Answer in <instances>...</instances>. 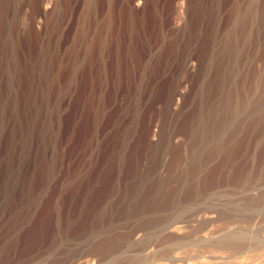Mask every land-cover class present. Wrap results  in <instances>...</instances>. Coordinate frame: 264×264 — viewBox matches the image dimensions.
<instances>
[{"label": "bare ground", "instance_id": "6f19581e", "mask_svg": "<svg viewBox=\"0 0 264 264\" xmlns=\"http://www.w3.org/2000/svg\"><path fill=\"white\" fill-rule=\"evenodd\" d=\"M237 1L186 0V24L176 26L169 18L173 0H84L80 17L101 16L102 24L90 39L81 36L88 41L78 46L75 28L72 38L66 30L77 0L44 8L39 0H29L32 34L26 38L17 29L15 0H0V264L37 249L72 253L82 239L116 223L139 224L131 231L134 240L155 224L159 239L148 245L150 254L165 242L162 238L181 231L176 220L164 216L152 223L142 219L196 199L203 166L221 152L232 131L248 117L264 125V86L257 81L264 61V0L250 1L248 8L256 1L258 8L247 12L245 26L236 25L231 37L228 25ZM38 15L47 20L44 33ZM82 19L80 26L88 22ZM209 63L215 76L206 75ZM191 64L194 71L181 77ZM240 91L245 98L257 92L259 97L247 104L238 100ZM154 103L161 108L156 130L149 118ZM178 140L189 155L176 169L181 195L169 196L161 172ZM248 192L259 201L241 207L235 217L229 214L236 220L223 222L228 225L221 232L229 240L216 241L215 226L205 228L211 232L203 228L202 250L200 236L195 237L201 253L194 254L187 241L193 253L180 247L185 252L173 250L167 264H264V182ZM50 193L47 210L33 223ZM199 217L194 211L186 223L194 226Z\"/></svg>", "mask_w": 264, "mask_h": 264}, {"label": "rangeland", "instance_id": "374dc122", "mask_svg": "<svg viewBox=\"0 0 264 264\" xmlns=\"http://www.w3.org/2000/svg\"><path fill=\"white\" fill-rule=\"evenodd\" d=\"M39 1H40L42 8H44L46 6H49L50 4L54 5V2L56 3L58 0H39ZM78 1L79 0H77V4H76V9H78V10H76V14L73 17V20L71 22V26H68L66 30H69L70 38L77 35L76 39H80V40H77L78 42L76 41V44L78 46H81V44L84 41H88V39H86V40L81 39L82 37H84V38L88 37L90 39L92 37V34L95 32V29L97 30V28H98V31H99V28L101 27L100 25L102 24V18H99V17H101V16H99L96 19H90V21H88L87 19H89V16L84 14L85 18H83V19H85L88 22H85V21L81 22V25L83 24L84 26H80L79 18L82 19L80 16H81V14H83L82 11L84 9H86V7H85V4H83L84 0H80L79 2ZM250 1L251 0H248V1L247 0H238L237 1L238 4H237L236 17L228 25V26H231V28L229 30L231 37L235 36V34H236V31L238 28L236 25L245 26V19H244L245 17L244 16H246L247 12L249 14L250 9H252V8L257 9L261 0H257L259 3L256 1V3L254 4V6L252 8H248V7H251ZM239 2H240V4H239ZM244 4H245V6H244ZM15 7H17V8H15V13H17L15 15V21L17 23V26H19V28H17V29H18L19 33L23 34V35L21 34V36L26 38L29 34L30 35L32 34L31 5L29 4V0H15ZM242 7L244 8V10L246 9L245 11L243 10V13L241 12V10L243 9ZM248 14H247V16H248ZM38 16H37V21L39 22V20H40V22L42 24L39 27V30L42 33H44L46 31V27H47L46 26L47 20L45 19V17L43 15H38ZM186 16H187L186 0H173L172 6L170 8V13H169V18H171L170 19L171 22L172 23L175 22L174 24L176 26H184L186 24V20H187ZM247 16H246V18H247ZM242 17H243V19H242ZM16 19H18V21ZM96 23H98V24H96ZM233 24H235V25H233ZM91 26H93L94 28H92ZM63 27H65V26H63ZM234 27H235V29H234ZM74 28H75V30H74ZM77 29H78V31H77ZM73 32L75 35H73ZM78 32H80V33H78ZM85 33L86 34L88 33V35H86ZM79 34H81V35H79ZM25 35H27V36L25 37ZM80 42H82V43L80 44ZM221 49L222 48L220 47V49H217V52L214 51L215 57L212 56V57H214L213 58L214 63L212 62V64L215 65V63H217L215 61L219 60V53H220L219 51ZM262 51H264V50L262 49ZM261 56L264 57V52L261 53ZM215 58H217V59H215ZM208 65H209V67L212 66L211 63H209ZM261 66H263V68H261ZM192 68L193 67L191 64L187 71L184 70L181 73V77H187V75L189 76V74L194 71V69H192ZM211 68H212V70L209 69L207 66V68L205 69V72H207L206 75L209 73V74H211L210 76H215L216 67H215V69H213V66ZM258 73H259V75H258L257 81L259 82V87L261 89H263V86H264V61L261 62L260 70L258 71ZM209 74L207 75V77L209 76ZM213 87H214V85L212 86V89H213ZM238 94L240 97L239 98L237 95L238 100L243 101L245 98L244 92L240 91ZM242 97H243V99H242ZM250 97H252V99ZM258 97H259V92H257L254 96L250 95L249 98L251 100H249V98L247 97L249 101H247V98H245V102L246 103L247 102L248 103L255 102ZM159 106L160 105L154 103V105H152L150 112H149V118L154 124L153 130H156L158 128V127H156V124H157V121L160 120V116H161L160 111H159L161 108ZM247 119H249V120H247ZM247 119L245 121H243L242 125L239 126L237 131L235 129L232 131V133H231L232 138L230 139L229 142H227L225 144V146L223 148H221L222 150H221V152H219L220 154L218 153V155H217L218 157L216 156V158H213L212 160L207 162L205 164L207 166H205V165H204L205 167L203 166V168L201 170L202 172H200L201 177L199 178V180H200L199 186L201 188L200 189L201 195H199L196 199H192L187 204H186V202H182L175 207L172 206L169 208L164 207V208L158 209V211H156L154 214H152V215L148 214L142 219V221H143L142 223H144V221L145 222L149 221L150 223H152V220H151L152 218L164 216V217H167V220L169 218L170 220H168V221H170V222H172V221L175 222L174 220H176L177 227L179 229L180 228L183 229V227H184V229H186L185 231H183L181 229L182 233H181V231L179 232L177 230L176 231L178 233H176V231H175V234H174V232L173 233L171 232L172 234L169 233L166 236L167 238L164 237V238H166V240H164L162 238V240H160V241H165V242H161V243L159 242L160 245H157L158 247L157 246L155 247V250H157L156 248H158V250H157L158 252L154 251L152 254H150L149 249H148L149 248L148 245L151 244L150 242H153V241L157 240V238H158L157 232L155 230L156 228H153V226H156L155 224L152 223V226L150 227L151 230L149 231L147 236L134 240V238H136V237L131 233V231L134 232L135 228H137L139 226V224L138 225L136 224L137 227L134 226L135 228H130V227H133V223L132 224L128 223L131 225L123 224V223H118V224L116 223L115 225H113L110 228L100 229L95 235H93V237H88V238L86 237V238L82 239L81 241L83 242V244H82V246H79L81 248V250L78 246H73V248H75V249L70 250V252L72 251V253H68V252H64V251L59 252V251H53V250H51V251L47 250L46 251L44 249H41L42 250L41 251V250L37 249V250L30 251V252H26L25 254L19 253V255L17 256L16 259H12V260L5 262L3 264H72L73 261H76V264L77 263L78 264H84V263L85 264H142V263L147 262V261L148 262L144 263V264H152L153 261H154L153 264H164L166 261L165 264H167V263L171 262L169 259H170L171 255H173V253H172L173 250L178 251L181 248L185 247V249L184 248L183 249L186 250L187 252L188 251L190 253L194 252V254L201 253L200 252L202 250V248H201L202 247V237H201L202 233L201 232L204 231L203 228L204 229L205 228L206 229H212L213 226H215V228H213L211 231L212 232L214 231L216 233L217 230L219 229L218 230V233H219L218 237L220 238V239H215V240L216 241H220L222 239H225L223 241L229 240L230 236L222 235L223 233H221V232H224V229L227 228L226 226L228 224L230 225V224L235 222V220H236L234 218L235 217V214H234L235 211L240 212L241 210H243L242 208H244V210H245L246 208L249 207L250 204H253V202L256 203L257 201H259L257 197H253L254 198L253 200L256 199V201H253L251 199L252 196L249 195L248 190L254 184H256V182L257 183L264 182V125L257 123L258 121L252 119V117L251 118L248 117ZM254 121H256V122H254ZM178 141H180V142H178ZM178 141H176V144H173V146L170 148L171 151L169 150L168 155H167V159L165 161L166 163L164 164L165 168L163 167L162 172H161V175L164 177L165 182H166L165 191L167 190L166 193L169 196L171 194L172 195L173 194H180L181 195V193H179L180 190L178 189V184H177L176 179H175V174H176L178 168L180 167V164H179L181 162L180 160L186 159L187 156L189 155V154H187L188 149H187V147H185L186 144L184 145L183 141H181V140H178ZM222 151H224V153ZM183 157H185V158H183ZM231 191H232V193H231ZM242 191H243V193H241ZM51 192H53V191H51ZM236 194H238V195L240 194L241 195V196L239 195L240 198ZM51 197H53V193H50L47 196V198L45 199V201L42 202V204L39 206L38 211L35 214V217L33 219V223L38 224L40 222L41 218L43 217V214L47 210L46 208H48V206H49V203L51 201L50 199H52ZM215 199H217V200H215ZM235 199L237 201H235ZM250 199H251L252 203H250ZM239 201H240V203H238V204H240V205H236L237 202H239ZM241 201H243L244 204ZM248 201H249V204L247 203ZM203 202H205V203H203ZM219 202H221L220 205H222V208L218 207L217 204ZM223 203H224V206H223ZM242 204H243V206H242ZM246 204H248V205H246ZM197 206H199V207H197ZM238 206H240V208ZM202 207H203V209H202ZM231 207H232V209H231ZM210 209L213 212L210 211ZM236 209H238V210H236ZM215 210H217V211H215ZM186 211L189 213L188 215H187ZM194 211H199L201 218L203 219V217L205 215L204 218L206 220L207 219L208 220L206 221L205 219H203L201 221V218L199 217L200 218V219H198L199 222L194 224V226L191 223L190 224L188 222L186 223V218L188 216H190ZM202 212H203V214L204 213L207 214V218H206V214L202 215ZM212 214H214L215 217H213V216L210 217ZM229 214L230 215L233 214L234 217L230 216ZM208 215H210V216H208ZM212 218H213V221H212ZM229 218H231L232 220ZM213 222L218 224V225H221V226L218 227V225H216V224L211 225V224H214ZM223 222H227L228 224H225ZM247 222H246V224H247ZM188 224L190 226L191 225L192 226L188 227L187 226ZM224 224L226 225L225 228H224ZM207 226H209V227H207ZM206 229H205V231L211 232V231L206 230ZM220 230H222V231H220ZM186 231H188L189 234ZM191 232H192V234H191ZM180 234H181V236H180ZM195 234H197L198 236H196ZM176 235L177 236L179 235L180 239H179V236L176 237ZM199 236H200L201 240L198 239ZM195 237L196 238L198 237L197 238L198 239L197 244L200 243L199 241H201V243H200L201 245L198 244L200 246L199 249L201 248L200 251L197 248V244H196L197 239H195ZM187 241L188 242L192 241V242L188 243ZM186 242H187V244H189L188 245L189 248L193 247V248H191V251H193V252H191L190 249L186 246ZM190 243H192L193 245ZM174 244H175V246H174L175 249H172V248H174L172 246ZM177 244H179L178 245L179 248H178V246H176ZM183 244H185V245H183ZM146 245H147V247H146ZM190 245H192V246L190 247ZM77 247L79 248L78 250H77ZM167 248H169V250H167ZM210 248H212V246L209 247V249ZM212 249H215V246ZM65 250H67V249H65ZM74 250H76V251H74ZM166 250H167V253H161V252H166ZM184 250L181 249V251H179V252H185ZM36 251H38V252H36ZM73 251H74V253H73ZM79 251H80V253L78 256ZM146 251H148V252H146ZM195 251H197V252H195ZM142 253H144V254H142ZM169 253H170V255H168ZM149 255H151V256H149ZM71 256H73V258L75 260ZM165 256H167L168 258L167 257L165 258ZM142 257H144L145 259H143ZM150 257H152V259ZM69 259H72V261H70ZM65 260H67V261H65ZM211 261H213V259H211Z\"/></svg>", "mask_w": 264, "mask_h": 264}]
</instances>
